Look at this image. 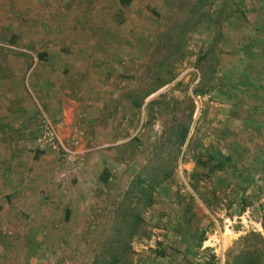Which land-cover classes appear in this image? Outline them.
Here are the masks:
<instances>
[{"label":"rangeland","instance_id":"obj_1","mask_svg":"<svg viewBox=\"0 0 264 264\" xmlns=\"http://www.w3.org/2000/svg\"><path fill=\"white\" fill-rule=\"evenodd\" d=\"M102 3L81 37L105 55L118 45L116 73L86 88L71 82L79 100L91 87L98 95L81 105L94 107V124L76 142L43 118L38 136L50 122L80 164L35 144L56 154L55 182L68 178L77 199L67 219L63 206L44 216L55 233L15 203L0 207V264H264V111L243 102L264 91V0ZM3 35L0 98H32L21 62L32 55Z\"/></svg>","mask_w":264,"mask_h":264},{"label":"crops","instance_id":"obj_2","mask_svg":"<svg viewBox=\"0 0 264 264\" xmlns=\"http://www.w3.org/2000/svg\"><path fill=\"white\" fill-rule=\"evenodd\" d=\"M102 2L0 0V38L4 37V33L12 32L14 38L6 40L7 44L32 55V61L26 58L21 62L30 64L22 77L27 81L34 99L32 102L30 94L24 91L11 97L14 103L7 102L5 95L0 98V145H4V150L0 149V207L6 208L15 203L30 217L40 215L38 219L41 224L50 225L47 230L54 233L57 221L45 219L44 216L49 215L48 211L63 206L60 216L67 219L71 208L68 204L71 199L77 198L69 196L71 186L68 178L62 177L61 183L55 182L54 176L59 173H56V154L38 151L35 148L36 139L43 118L51 120L61 136H65L67 131L70 136L73 134L76 142L83 141L81 134L85 133L86 137V124H94L90 115L94 107L84 104L85 109L82 110L81 105L88 98L98 95H93L91 87L86 91L88 94L83 96L84 100H79L81 95L76 94L71 82L80 80L77 86L86 88L92 81L103 82L113 78L116 73L113 69L117 64L118 45L109 44L113 52L105 55L99 51L103 47L102 42L88 38L83 40L81 37L86 35L83 28L87 24H94L99 12L106 9L105 6L102 8ZM120 7L123 10L125 6ZM263 30L259 29L260 32ZM258 43L260 55L257 61L264 75V40ZM79 49L86 51L82 54L83 51ZM79 64L84 66L80 68ZM112 64L113 69L110 66ZM227 96L233 98V94ZM244 98L245 105H253L251 111L263 114V90L247 91ZM45 196L49 199H44Z\"/></svg>","mask_w":264,"mask_h":264},{"label":"built area","instance_id":"obj_3","mask_svg":"<svg viewBox=\"0 0 264 264\" xmlns=\"http://www.w3.org/2000/svg\"><path fill=\"white\" fill-rule=\"evenodd\" d=\"M37 143L39 149L51 147L52 150L57 151L61 157L62 163L64 166H68V168L75 167L80 164V158L75 152L65 147L63 142L58 137L56 127L48 121H44L42 135L38 137Z\"/></svg>","mask_w":264,"mask_h":264},{"label":"trees","instance_id":"obj_4","mask_svg":"<svg viewBox=\"0 0 264 264\" xmlns=\"http://www.w3.org/2000/svg\"><path fill=\"white\" fill-rule=\"evenodd\" d=\"M133 0H119V4L121 6H128ZM221 158V157H220ZM209 161H214L213 157H209ZM230 161L229 157H222V161H219L218 164V169L223 170L226 166V164ZM68 218V217H67ZM117 259H113L109 264H117Z\"/></svg>","mask_w":264,"mask_h":264}]
</instances>
